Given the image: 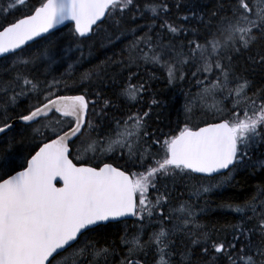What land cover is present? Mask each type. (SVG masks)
I'll use <instances>...</instances> for the list:
<instances>
[{"label": "snow or ice", "instance_id": "6c2138e0", "mask_svg": "<svg viewBox=\"0 0 264 264\" xmlns=\"http://www.w3.org/2000/svg\"><path fill=\"white\" fill-rule=\"evenodd\" d=\"M27 3L0 0V264H264V185L223 202L239 218L220 229L201 223L207 207L173 201L197 176L202 198L264 170V0H217L210 13L197 0H39L15 18ZM66 21L73 41L110 24L108 41L129 43L70 84L85 54L54 31ZM149 68L198 89L183 110L209 113L203 127L152 126L163 102ZM114 85L132 107L151 96L146 110L122 108L105 91ZM26 131L38 151L18 164Z\"/></svg>", "mask_w": 264, "mask_h": 264}, {"label": "trees", "instance_id": "16d2710c", "mask_svg": "<svg viewBox=\"0 0 264 264\" xmlns=\"http://www.w3.org/2000/svg\"><path fill=\"white\" fill-rule=\"evenodd\" d=\"M39 0H28L27 6L20 12L15 13V18L19 16H23L25 14H28L33 6L38 5ZM199 7V11L203 13H210L216 6L217 0H197ZM186 12V10H184ZM183 14V13H182ZM13 17H10V19ZM205 19H207V15L205 16ZM159 23V21H157ZM190 25H187L188 27L192 28H200L201 24L196 21L192 20L190 22ZM71 26H64L60 29L55 30L57 33V36L61 37L62 41L64 42L65 46H68L69 43L67 42L68 39L71 38L69 29H71ZM101 28L103 31H100L98 35H92L90 34V39L86 40H79L82 44V47L84 49L85 59L80 62L78 67L73 69L71 71V77L78 73L77 76L73 78L79 79V76L81 73H83L86 70H91L96 68V66L100 65L102 61H105L106 58L112 57L115 53H120L123 48L127 46V38L121 37L120 40L115 41L114 45L110 43L107 39V36L111 33H114V30H110L112 26L110 24H103L101 25ZM95 31V28H94ZM106 34V37L103 35ZM193 37L189 36V39H192ZM39 40V39H37ZM34 43V42H31ZM30 43V44H31ZM87 45H84L86 44ZM39 46V45H37ZM122 46V47H121ZM125 46V47H124ZM34 50V49H33ZM89 52H91V55H89ZM74 58V55H71V59ZM110 72L115 73L116 69H109ZM142 72V79H148L147 73L144 69H141ZM147 72H155L156 76L160 79L154 80L151 82V91L155 93V98L159 101H162L163 104L160 108H154V112L158 113V122L157 117H153L152 126L153 127H159L163 130L165 129V132L171 131V134L175 135L178 134L179 129L183 128L184 124H194V125H201L204 124L206 120L204 116H208L209 113L201 109L198 105L195 106V108H200L203 114H201L199 111L196 112L192 110V115L195 117V120H192L190 117L185 114L183 110V106L186 102V97L183 95V91L180 89H183V84L176 85V86H169L166 81L164 80V72L160 71L156 68H149L147 69ZM61 73L60 70H56L54 72V75L59 76ZM44 78V77H43ZM41 77V79H43ZM69 81L71 84L72 80L68 76L64 77ZM50 79V77H49ZM135 83V81H133ZM123 83L122 78H118L117 85ZM187 84L188 88L191 87V92L194 94L196 90H198L195 86ZM82 91V89H72L69 91H63L60 94H78ZM107 92V95L111 97L113 100H115L117 103L121 104L122 108L130 109L131 111H135L137 108L146 110V104L150 102L151 96L145 95L143 97L144 103L143 104H137L135 107H132L131 105H126L125 102H123L120 99H117L116 94L119 92L118 86H111L105 90ZM181 96V97H180ZM180 97V98H178ZM90 99H96V97L92 96ZM29 101L25 99H21L20 101V108L23 109ZM181 111V112H179ZM120 113H116V115H119ZM210 116V115H209ZM180 121V124H178ZM17 139H23L24 144L20 146L19 152L20 156L18 158L17 163H23L24 159H28L31 154L34 153V151L37 148H33V144L30 140L29 132L26 131L23 137L17 136ZM46 139L43 140L45 142ZM40 139H37V142H39ZM112 162L111 160H107ZM19 170V168H17ZM195 181V182H194ZM235 183L232 186H225L223 189H216L213 190L211 193L205 195V198H198L199 200L205 199L203 202L204 207H207L209 211L206 212L201 217V223L206 224L209 229H220L224 227L225 225L229 223H235L237 219L239 218V214H231L230 212H226L224 209L220 207V205L225 201H231L235 203H244L246 200L250 199L255 193H256V186L257 185H264V170L261 169H248L242 172H239L235 177ZM199 183V176L194 178L187 186H180L176 190V192L173 193V197L179 195L180 197H185L183 201H190L192 204L195 205L196 197L190 195L189 197L186 196V192H192V185ZM180 191V192H179ZM205 201H208V204L205 205ZM107 239L116 240L117 243H119V239L117 235H110L107 237ZM103 242V241H101ZM123 251V249H121Z\"/></svg>", "mask_w": 264, "mask_h": 264}, {"label": "rangeland", "instance_id": "374dc122", "mask_svg": "<svg viewBox=\"0 0 264 264\" xmlns=\"http://www.w3.org/2000/svg\"><path fill=\"white\" fill-rule=\"evenodd\" d=\"M191 23H189L188 25H190ZM110 30H114L113 29V27L110 29ZM110 35H113V33H111ZM110 35H108V36H110ZM104 37H106V34L105 35H103ZM67 42L69 43V44H71L73 47L75 46V43H80V44H82L80 41H73L72 40V38H70V39H68L67 40ZM126 42H127V44L129 43V39H127L126 40ZM84 45H87V43L86 44H84ZM65 47H67V46H65ZM122 47V46H121ZM125 47V46H124ZM69 55L71 56V55H74V58L72 59V60H75L78 56H79V52H71V53H69ZM68 62H71V60L70 61H68ZM82 62V61H81ZM57 70H60V72H65L66 70H67V63H63V64H61V65H59L58 67H57ZM78 75V73H75L72 77H71V82H73V81H78V79H74L73 80V78L75 77V76H77ZM43 78V77H42ZM44 79V78H43ZM187 83V82H186ZM189 88H188V86H187V84H185V83H183V95H185L184 94V92H186L187 90H188ZM196 92H197V90H196ZM195 92V93H196ZM194 93V94H195ZM193 94V95H194ZM181 97V96H180ZM180 97H178V98H180ZM186 102H188V101H186ZM185 102V103H186ZM193 111H195L196 112V114H197V112L199 111L201 114H203V112L201 111V109L200 108H195V107H193ZM179 112H181V111H179ZM190 113H188L187 115L188 116H191L190 118L192 119V120H195V117H193L192 115H189ZM191 114H192V112H191ZM204 118L205 119H210V116L208 115V116H204ZM179 123L178 124H180V121H178ZM164 131H165V129H164ZM37 139H41V138H37ZM195 182V181H194ZM180 192V191H179ZM191 195V192H186V196H190ZM206 196L204 195L203 196V198H205ZM185 199V197H180L179 195H177L176 197L174 196L173 197V201H174V203H176V204H179V202L180 201H183ZM196 200H198V201H196L195 202V205H198L199 207H204V205H203V202H204V200L205 199H201V200H199L197 197H196Z\"/></svg>", "mask_w": 264, "mask_h": 264}, {"label": "bare ground", "instance_id": "6f19581e", "mask_svg": "<svg viewBox=\"0 0 264 264\" xmlns=\"http://www.w3.org/2000/svg\"><path fill=\"white\" fill-rule=\"evenodd\" d=\"M62 27H64V26H60V27H58V29H60V28H62ZM94 28H95V26H94ZM55 31V30H54ZM45 35H47V34H45ZM90 35V34H89ZM37 39H39V38H37ZM31 43V42H30ZM79 94V93H78ZM61 95H64V94H61ZM71 95H76V94H71ZM199 126H204V124H201V125H199ZM45 141H47V140H45ZM38 149V148H37ZM37 149L35 150V151H37ZM35 151H34V153H35ZM34 153L33 154H31V155H34ZM31 155L29 156V158L28 159H30L31 158ZM75 162V161H74ZM20 170V169H19Z\"/></svg>", "mask_w": 264, "mask_h": 264}, {"label": "water", "instance_id": "95a60500", "mask_svg": "<svg viewBox=\"0 0 264 264\" xmlns=\"http://www.w3.org/2000/svg\"><path fill=\"white\" fill-rule=\"evenodd\" d=\"M67 23H74V22H68V21H66L65 24H67ZM60 26H64V25H59L58 27H60ZM79 94H80V93H79ZM67 95H71V94H67ZM202 127H203V126H202ZM45 142H47V141H45ZM41 146H42V145H41ZM37 151H38V149H37ZM34 154H35V153H34ZM59 182H61V184H59V185L57 184V186H61V185H62V181H59V178H58V183H59Z\"/></svg>", "mask_w": 264, "mask_h": 264}, {"label": "flooded vegetation", "instance_id": "af4514ba", "mask_svg": "<svg viewBox=\"0 0 264 264\" xmlns=\"http://www.w3.org/2000/svg\"><path fill=\"white\" fill-rule=\"evenodd\" d=\"M106 162H110V161H107V160H106ZM93 166H94V164H93Z\"/></svg>", "mask_w": 264, "mask_h": 264}]
</instances>
